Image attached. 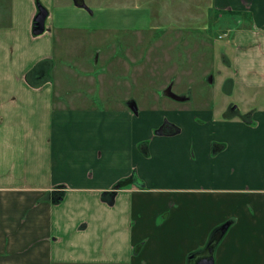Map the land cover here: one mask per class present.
I'll return each instance as SVG.
<instances>
[{
	"label": "crops",
	"instance_id": "crops-1",
	"mask_svg": "<svg viewBox=\"0 0 264 264\" xmlns=\"http://www.w3.org/2000/svg\"><path fill=\"white\" fill-rule=\"evenodd\" d=\"M35 1L10 0L0 20V264H189L225 221L214 264H264V107L213 120L176 105L135 114L129 98L77 104L87 95L67 93L55 30L81 14L71 0H37L49 13L34 35ZM212 2L213 24L225 13L236 26L221 32L233 44L223 54L231 90L264 87V0ZM55 11L65 14L56 21ZM74 57L83 69L100 58ZM46 59L47 71H34ZM162 117L179 131L156 134ZM130 175L136 183L115 187Z\"/></svg>",
	"mask_w": 264,
	"mask_h": 264
},
{
	"label": "rangeland",
	"instance_id": "rangeland-1",
	"mask_svg": "<svg viewBox=\"0 0 264 264\" xmlns=\"http://www.w3.org/2000/svg\"><path fill=\"white\" fill-rule=\"evenodd\" d=\"M70 2L81 15L74 11L77 18L68 22L71 28L55 30L54 65L60 70L62 57H69L66 60L69 72L64 73L67 93L77 97H83V93L88 99H80L77 104L110 106L129 98L140 109L153 106L164 109L166 105L210 109L213 120L223 119L229 107H236L231 113L236 116L248 109L264 107V87L246 90L235 85L231 90L227 82L232 70L224 65L223 54L231 58L233 44L230 41L227 46L224 39L229 36L221 32L234 30L236 26L225 13L216 20V26L213 24L212 0H84L88 10L74 6L73 0ZM9 4L10 0H0L2 21L8 19ZM64 14L55 11L56 21ZM206 41L213 54H203L207 50L203 47ZM112 51L119 60L116 67L110 63ZM103 52L104 57L109 55L106 62L102 59ZM78 53L82 59L99 55V62L90 59L87 61L90 69L78 67L72 64L78 60L74 57ZM86 75L95 79L92 90L78 85ZM169 82L174 92L191 99L179 101L161 95ZM166 120L167 117H162L161 124ZM192 120L202 122L200 117Z\"/></svg>",
	"mask_w": 264,
	"mask_h": 264
},
{
	"label": "water",
	"instance_id": "water-1",
	"mask_svg": "<svg viewBox=\"0 0 264 264\" xmlns=\"http://www.w3.org/2000/svg\"><path fill=\"white\" fill-rule=\"evenodd\" d=\"M73 3L77 7L85 8L88 10L87 5L85 4L84 0H73ZM90 12V10H89ZM48 10L45 8L40 2L36 3V13L33 17V22L31 26V32L34 35H39L43 33L47 28L45 26V20L48 16ZM169 97L177 100H182L183 97L177 95L176 93L172 92L171 90L168 91ZM129 108L137 114V105L134 100H130L128 102ZM179 131V128L175 126L173 123L168 122L167 120L164 121L160 127L155 131L158 135H172ZM136 183L135 181H133ZM229 226V221H225L219 226H217V232L216 234H213V236H210L205 247L203 248V251L197 252L194 254H191L190 257L192 260L189 262V264H214V250L215 247L220 240V238L224 235L227 228Z\"/></svg>",
	"mask_w": 264,
	"mask_h": 264
},
{
	"label": "trees",
	"instance_id": "trees-1",
	"mask_svg": "<svg viewBox=\"0 0 264 264\" xmlns=\"http://www.w3.org/2000/svg\"><path fill=\"white\" fill-rule=\"evenodd\" d=\"M49 66H50V61L49 60H47V59L46 60H42V61H39V63L34 66V68H35L34 71H37V72H39V71H41V72L42 71H47V69H48ZM31 74H34V72H32ZM26 76H27V79H28V74ZM135 178L136 177L134 175H130L129 177L124 178V179L118 181L115 187L119 188V187H122V186H124V185H126L128 183H131V182L135 181ZM49 194L51 195V198H52L53 201H58V199L61 197V192L60 191H53V192H50ZM216 232H217V227H215L211 231L210 236H213V234H216Z\"/></svg>",
	"mask_w": 264,
	"mask_h": 264
},
{
	"label": "flooded vegetation",
	"instance_id": "flooded-vegetation-1",
	"mask_svg": "<svg viewBox=\"0 0 264 264\" xmlns=\"http://www.w3.org/2000/svg\"><path fill=\"white\" fill-rule=\"evenodd\" d=\"M169 90H171V85H168L167 87H165L164 89H163V94L164 95H167V96H169L168 95V91ZM172 91V90H171ZM177 95H179V94H177ZM179 96H181V97H183V99L182 100H179V101H187V100H189L191 97H189V96H187V95H182V94H180ZM177 100V99H176ZM236 110V107L235 106H233L232 107V109L229 107L226 111H225V115L226 116H229V114H231L232 112H234Z\"/></svg>",
	"mask_w": 264,
	"mask_h": 264
}]
</instances>
